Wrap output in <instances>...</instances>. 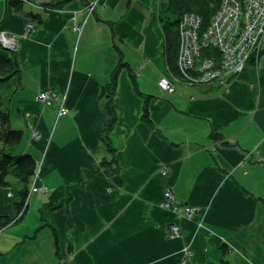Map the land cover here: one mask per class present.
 I'll return each mask as SVG.
<instances>
[{"label":"crops","instance_id":"0c3cea01","mask_svg":"<svg viewBox=\"0 0 264 264\" xmlns=\"http://www.w3.org/2000/svg\"><path fill=\"white\" fill-rule=\"evenodd\" d=\"M167 7L96 0L89 13L66 0L22 35L26 18L0 0L21 71L7 102L10 125L23 131L16 152L34 156L46 187L28 196L34 214L0 226V264H264V43L226 85L178 82L163 54ZM120 59L112 158L101 85ZM162 76L173 92L158 86ZM48 88L58 97L44 104L37 97ZM167 186L192 217L161 206ZM17 201L13 186H0V217L13 219Z\"/></svg>","mask_w":264,"mask_h":264},{"label":"built area","instance_id":"2783aa9c","mask_svg":"<svg viewBox=\"0 0 264 264\" xmlns=\"http://www.w3.org/2000/svg\"><path fill=\"white\" fill-rule=\"evenodd\" d=\"M95 2L92 0L88 5L89 13L93 11ZM179 21L177 64L183 75L182 82L188 84L204 85L215 81L228 84L231 78L242 71L248 59L257 57L264 43V0H221L210 24L202 31V21L193 12L183 13ZM24 28L22 35L32 32L33 23L25 24ZM14 38L13 34L8 35L6 31L0 30V41L3 43L11 46L15 42ZM204 48L217 49L219 58L203 56ZM157 84L164 91L172 92L174 89L165 76ZM57 97L58 93L49 89L38 95L44 104ZM58 112L67 114L68 109L61 105ZM33 135L39 136L37 131ZM161 172L166 175L167 171ZM29 188L30 192L46 189L38 169L32 175ZM163 193L160 204L164 209H170L174 214H182L188 219L193 216L194 209L177 202L170 187ZM169 228L171 237L181 236L177 225L169 224ZM182 256L183 260L190 256L187 246L182 250Z\"/></svg>","mask_w":264,"mask_h":264},{"label":"trees","instance_id":"16d2710c","mask_svg":"<svg viewBox=\"0 0 264 264\" xmlns=\"http://www.w3.org/2000/svg\"><path fill=\"white\" fill-rule=\"evenodd\" d=\"M66 0H60L57 3L50 2L49 5H43L42 9L45 11L52 10L55 6H61ZM221 0H168V7L160 17L162 22L163 33V54L165 56V64L168 67L169 72L173 77H176L179 82H182L179 66L177 64V52H178V25L181 15L186 12H193L200 17L202 21L200 30L205 29L211 22L213 14L217 11ZM6 4L14 7V10L18 13H22L26 22L33 23V28L40 22L42 17L39 9L33 8L31 10H25L23 0H5ZM38 18L35 20L33 17ZM25 22V23H26ZM203 56H215L219 58V52L217 49L204 48ZM251 60L253 58H250ZM122 67H127L125 62L121 59L118 60L115 68L109 75V81L106 84L101 85L102 94L106 100L105 113L106 119L103 127V136L101 139L108 147V153L113 158L114 151L116 150L115 143L112 142V128L116 123V110L114 109L113 96L116 91V84L118 81L119 71ZM132 76V72L130 71ZM21 71L19 62L17 61L16 50L7 51L0 46V186L7 187L13 186L17 190L18 201L14 204V210L16 215L13 219L1 218L0 226H6L11 221L17 222L27 211L28 196H29V183L32 175L37 169V164L34 156L29 152H16V145L21 141L23 137V131L18 128H13L10 125L11 114H9L8 100L10 98L13 89L21 88L22 82H20ZM186 83V82H185ZM142 112L140 118L146 123L150 124L151 121L148 118L149 97H143ZM215 136L214 133H211ZM115 141V140H114ZM102 166L110 165V161H102ZM95 171V170H94ZM10 178L14 179V182L10 181ZM223 264H227L223 260Z\"/></svg>","mask_w":264,"mask_h":264},{"label":"water","instance_id":"95a60500","mask_svg":"<svg viewBox=\"0 0 264 264\" xmlns=\"http://www.w3.org/2000/svg\"><path fill=\"white\" fill-rule=\"evenodd\" d=\"M27 1H29V2H34L35 4H39V5H45V4H47V5H49L50 4V2H51V0H27ZM75 1H79V2H83V4H86V5H89V4H91V1L92 0H75ZM93 13L95 12V7H94V9H93V11H92ZM15 44H16V41L14 42V44L13 45H8V44H6V43H3L2 41H0V46L4 49V50H7V51H11V50H13L14 49V46H15Z\"/></svg>","mask_w":264,"mask_h":264},{"label":"bare ground","instance_id":"6f19581e","mask_svg":"<svg viewBox=\"0 0 264 264\" xmlns=\"http://www.w3.org/2000/svg\"><path fill=\"white\" fill-rule=\"evenodd\" d=\"M23 1H25V3H28L30 6H32V7H34V8H36V9H39L40 11H42L43 9H42V4L41 5H39V4H35L34 2H29V1H27V0H23ZM85 6H88V5H86L85 4ZM39 7H41V8H39ZM1 30V29H0ZM5 31V30H4ZM8 35H9V33L8 32H6ZM15 39V38H14ZM15 41H16V39H15ZM14 49H15V46H14ZM166 77V76H165ZM160 81V80H159ZM49 89V88H48ZM49 90H52V89H49ZM52 91H54V90H52ZM55 92H57V91H55ZM58 93V92H57ZM38 98V97H37ZM37 169H38V166H37ZM167 173V172H166ZM31 182V181H30ZM29 186H30V183H29ZM167 187H169V186H167ZM165 189H167V188H165ZM30 193H32V192H30V190H29V195H30ZM169 230H170V228H169ZM168 235H169V232H168ZM170 236V235H169Z\"/></svg>","mask_w":264,"mask_h":264},{"label":"rangeland","instance_id":"374dc122","mask_svg":"<svg viewBox=\"0 0 264 264\" xmlns=\"http://www.w3.org/2000/svg\"><path fill=\"white\" fill-rule=\"evenodd\" d=\"M27 23H30L29 21L28 22H26L25 24H27ZM25 24H24V26H25ZM24 28V27H23ZM24 30H25V28H24ZM23 30V31H24ZM34 30V29H33ZM32 30V31H33ZM31 33V32H30ZM29 34V33H28ZM175 79V78H174ZM176 80V79H175ZM176 81H178V80H176ZM179 82V81H178ZM183 83H185V82H183ZM188 84V83H187ZM191 85H193V84H191ZM174 90V89H173ZM173 92V91H172ZM63 105V104H62ZM66 108V107H65ZM39 191H41V190H39ZM39 191H33V192H39ZM195 210V209H194ZM36 211H38V210H36ZM32 214H34V210H32V209H28L27 210V212H26V214H25V216H27V217H29L30 215H32Z\"/></svg>","mask_w":264,"mask_h":264}]
</instances>
